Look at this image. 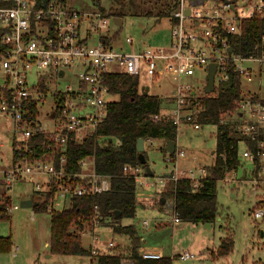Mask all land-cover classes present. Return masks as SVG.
<instances>
[{
	"label": "built area",
	"instance_id": "2783aa9c",
	"mask_svg": "<svg viewBox=\"0 0 264 264\" xmlns=\"http://www.w3.org/2000/svg\"><path fill=\"white\" fill-rule=\"evenodd\" d=\"M256 17H264V0H175L167 48L123 51L105 45L100 39L105 35L101 30L107 28L108 20L98 9L77 10L68 6L67 0H0V117L10 122L8 125L15 131L11 137L12 164L3 173L5 190H12L16 182L30 180L33 189L28 198L39 203L50 194L48 211H51L54 209L49 205L56 198L70 206L75 197L110 189L108 178L95 172L92 160L78 161L81 171L70 175L65 171L64 156L70 140L80 141L91 135L104 119L107 92L103 77L108 72L140 76L144 71L149 83L157 88L166 79L170 116L158 114L154 119L170 120L177 132L184 125L199 129L202 124L198 115L202 108L198 102L193 103L196 88L182 79L203 69L207 76L208 65L215 63L214 86L227 81L230 66L242 79L251 80L253 71L244 63L260 67L264 52L260 56L229 52L228 35L240 30L242 20ZM91 29L97 32L93 44ZM125 43L132 45V40L127 37ZM110 66L117 70H108ZM68 70L72 83L59 88L58 79L64 78ZM47 93L50 103L46 101ZM218 123L228 129L229 135L237 137L238 160V165L226 170L219 181L231 188L248 186L255 198L250 215L263 220L264 104L244 95L234 102L232 109L221 113ZM38 134L44 135L40 154L35 144ZM147 142L151 144L152 140ZM241 142L245 148L239 151ZM186 154L175 150L172 156H167L166 161L173 164L167 178L148 176L141 165H125L123 170L133 176L136 194L142 189L163 186L166 180L174 184L188 179L198 186L208 174L207 167L180 169L178 161ZM222 158L225 160V154ZM241 159L251 167L241 166ZM89 164L91 170L86 168ZM19 207L11 203L6 213L11 214ZM98 219L95 206L90 225L75 229L78 236L90 234L91 240H95L94 229L101 225ZM173 221L179 223L176 215ZM142 225L147 227L148 222L144 220ZM113 245L108 243L110 248ZM90 251L91 256L95 255L96 250ZM139 251L143 258L163 256L153 247L142 246ZM177 257L182 261L196 258L190 252ZM123 264L133 263L125 259Z\"/></svg>",
	"mask_w": 264,
	"mask_h": 264
},
{
	"label": "trees",
	"instance_id": "16d2710c",
	"mask_svg": "<svg viewBox=\"0 0 264 264\" xmlns=\"http://www.w3.org/2000/svg\"><path fill=\"white\" fill-rule=\"evenodd\" d=\"M95 3L99 4V0H95ZM98 10L103 16L108 17L104 10L101 8ZM110 15L122 18L123 13L120 9H115ZM148 15L152 14L148 13ZM158 15L160 16L158 21L165 18L170 27L174 24L169 11H160ZM118 37L117 30L112 35H102L100 39L105 45L111 46ZM263 38L264 17H256L242 20L240 30L228 35V42L235 54L260 56L264 52ZM228 73L227 81L217 83L210 93H206L204 89L196 92L195 100L193 99V103L198 102L202 108L198 121L202 125H216L217 139L213 162L207 165L208 174L199 185L195 186L188 179H180L170 189L173 212L180 223L213 224L219 211L217 183L226 170L238 165L237 137L229 135L228 129L220 125L218 121L222 112L232 109L234 102L246 94H243L241 90V76L231 66ZM103 78L106 96L109 97L106 98V115L91 135L85 136L80 141L70 140L64 156L65 171L70 175L81 171L78 161L90 158L95 172L108 178L110 189L100 194L75 197L68 208L49 211V252L53 255L91 256L90 249L82 246L81 238L75 229L90 225L94 207L97 206L99 223L103 224L108 219L112 222L113 233L128 237L131 245L130 258L135 264H174L177 256L143 258L139 251L143 245L142 235L133 225L120 226L113 223L123 217H134L139 204L134 178L123 170L125 165H141L136 150L137 140L139 138L144 142L147 139L162 140L164 143L176 141V127L170 120L154 119V116L160 114L161 100L158 95L150 93L145 95L140 90L139 76L108 72ZM251 96L264 104V100L258 95ZM59 97L60 94L56 93V98ZM43 138V134H38L35 139L38 154L42 153ZM162 152L165 155L174 154V152L167 153L163 148ZM143 153L147 159L145 151ZM223 154H225V160L222 158ZM50 199V194L45 195L44 199L32 209L36 213L47 211ZM10 204V196L3 193L0 199V221L10 219V215L6 213V207ZM117 211L119 215L115 217ZM11 246L10 236H0V253L9 252ZM232 247L233 240L225 237L221 239L216 255L225 256ZM94 257L95 264H122V258L118 252L99 253Z\"/></svg>",
	"mask_w": 264,
	"mask_h": 264
},
{
	"label": "rangeland",
	"instance_id": "374dc122",
	"mask_svg": "<svg viewBox=\"0 0 264 264\" xmlns=\"http://www.w3.org/2000/svg\"><path fill=\"white\" fill-rule=\"evenodd\" d=\"M175 0H99V4L95 0H67V5L77 10L102 9L108 15L107 28L102 29L101 33L113 34L119 31L118 39L112 43L115 48L123 51L142 50L145 48H167L170 41V26L167 19L160 21L158 15L160 11H169V16L174 7ZM120 9L123 13L122 24L120 27L113 22V16L110 15L112 10ZM141 13V14H140ZM151 13L152 15H148ZM90 43L96 40L97 32L90 30ZM129 37L132 45H127L125 39ZM253 71L252 79L247 81L242 79V93H256L260 99L264 100V62L259 67L254 63H244ZM108 70L116 71L115 66L108 67ZM72 73L66 71V76L58 79L59 88H63L65 84L71 82ZM75 81V80H74ZM76 82V81H75ZM183 83L196 88L198 92L204 89L206 84V73L203 70H197L194 75L182 79ZM139 84L141 86H150L151 94L158 95L161 100V111L163 116H170V99L169 92L166 91L168 81L162 79L159 82V88L151 85L147 79L146 73L142 71L139 76ZM106 98H109L106 96ZM116 99V97H114ZM48 103L51 102L50 95L47 93ZM169 103V105H167ZM5 118L0 117V169L10 168L12 164V146L10 144L12 134L15 133L13 127L9 126ZM205 135L208 136L205 139ZM217 127L214 124L201 125L199 129H193L192 126H181L177 133L176 147L184 149L187 152L186 158L188 163L180 164V169L194 168L198 165H209L213 162V152L216 148ZM162 143L155 140L150 146L145 144V153L147 156V165L155 175H160L164 170H171L173 164L164 160V153L160 151ZM245 144L239 143V151L244 150ZM193 160V161H192ZM86 162H91L90 158ZM190 162V165H188ZM240 165L250 168V164L244 160H240ZM205 166V167H206ZM92 169L89 164L86 167ZM239 169L238 171H240ZM240 173V172H239ZM248 186L238 185L231 188L221 181L217 183V201L219 209L224 216L230 218L231 229L234 232V248L232 253L227 257H212L206 252L202 246L205 240L214 241L218 244L219 237L223 236L226 218L221 222L215 220L212 229L204 228V225L193 224L190 222L180 226L179 223H173V215L171 210L155 212L151 209L136 208V214L132 218L123 217L114 225L127 226L133 225L140 235L143 236V245L148 246L150 242L157 243L164 256L170 255V251L176 254L188 251L196 256L197 259L182 261L177 257L178 264H241V257L244 256V262L251 263L253 258H262L264 260V219L253 223L250 217L252 207V197L248 193ZM33 185L30 180L25 182H16L12 190L8 193L11 196L12 204H19L23 198L30 197ZM170 200V199H169ZM55 211L68 208V202H63L56 198L52 205ZM29 208H20L11 212L12 217L7 221H0V235L11 236L12 243L21 246L22 255L33 257L34 262L31 264H95L94 257L91 256H64L50 254L47 247L49 241V211L35 213L34 219L31 220ZM158 216L159 219H156ZM147 220L148 226L142 225V221ZM229 222V220H228ZM174 224V226H173ZM173 226V227H172ZM222 227V228H221ZM247 228V234L243 230ZM252 228L253 232L249 230ZM175 230L174 233L172 230ZM74 230V229H73ZM95 240H91L90 234L81 237L82 246L85 249L93 248L98 254H113L119 252L123 261L130 258V241H122V235L113 233L112 222L108 219L103 224L96 226L94 229ZM125 240V239H124ZM92 242V244H91ZM113 242V247H109L108 243ZM211 243H209L210 245ZM9 253V252H7ZM0 254V264H5ZM49 256V257H48ZM95 256V255H94ZM94 259V260H92ZM82 261V263H80ZM122 261V264H123ZM26 262V260L24 261ZM133 264H135L132 261ZM28 264V263H25Z\"/></svg>",
	"mask_w": 264,
	"mask_h": 264
},
{
	"label": "crops",
	"instance_id": "0c3cea01",
	"mask_svg": "<svg viewBox=\"0 0 264 264\" xmlns=\"http://www.w3.org/2000/svg\"><path fill=\"white\" fill-rule=\"evenodd\" d=\"M123 21V20H122ZM167 89H169V84L167 85V87H166V91H167ZM149 92H150V88H149ZM149 92H148V94H149ZM151 94V93H150ZM154 94H156V93H154ZM252 94H256V93H249L248 95H252ZM256 95H258V94H256ZM259 96V95H258ZM164 103H166V102H164ZM167 104V103H166ZM167 105H169V103L167 104ZM160 111H161V106H160ZM161 114V113H160ZM178 133V132H177ZM208 138V136L207 135H205V139H207ZM176 140H177V136H176ZM155 140H152V143L150 144V143H148L147 141L146 142H144L143 143V145H144V148H145V144H148V145H152L153 144V142H154ZM160 143H162L161 144V146L162 147H160L159 149H160V151H162V148L163 149H165V147H166V143H164L162 140H158ZM10 144H11V141H10ZM174 150H183L184 152H186V150H184V149H180V148H177L176 147V141H175V149ZM145 151V150H144ZM187 153V152H186ZM167 156L168 155H165L164 154V160L166 161V158H167ZM187 156V155H186ZM186 156L184 157V158H180L179 159V161H178V165H180V164H184V163H188V161H190L188 158H186ZM193 161V160H192ZM167 162V161H166ZM168 163V162H167ZM185 165V164H184ZM188 165H190V162H189V164ZM198 166H204V165H198ZM206 166V165H205ZM207 167V166H206ZM6 168H2V169H0V199H1V195L3 194V193H5L6 195H8V196H10L9 195V191H6L5 190V180H4V175H3V173H4V170H5ZM151 170V169H150ZM152 171V170H151ZM169 171H170V169L169 170H164L160 175H162V176H164V177H169V175H167V173H169ZM152 173H153V171H152ZM160 175H155L154 173H153V176H160ZM172 186H173V184L169 181V180H166V184L165 185H163V186H160V185H158L156 188H154V189H150V188H147V189H142V190H140V191H138L137 192V198H138V200H139V207L140 208H142V209H151V210H155V212L157 213V212H160V211H162V210H164V211H166V212H168V211H170L171 210V213H172V215H173V217H174V212H173V201H172V198L170 197V194H169V192H170V189L172 188ZM248 193H249V195L252 197V202L254 201V197H253V195H252V192H251V190L248 188ZM10 198H11V196H10ZM28 198V197H27ZM27 198H24V199H27ZM23 199V198H22ZM21 199V200H22ZM170 199V200H169ZM20 200V201H21ZM138 205H137V207H138ZM21 208V207H20ZM33 208V207H32ZM32 208H29L30 210H31V213H30V215H29V217L31 216V215H33V219H32V221L33 220H35L34 219V210L32 209ZM19 209V208H18ZM18 209H16V210H14V211H17ZM14 211H12V212H14ZM36 213V212H35ZM250 214V213H249ZM10 215V217H12V214H9ZM250 217L252 218V222L254 223H257L259 220H255L251 215H250ZM224 218H226V226L224 227V235L223 236H220L219 237V241H218V244H215V242L214 241H209V240H205L204 242H202V246L205 248L204 250L206 251V252H208L209 254H211L212 255V257H215V258H219V257H221V256H218V255H216V250H217V248L219 247V245H220V242H221V239H223V238H225V237H230L232 240H233V247H232V250L227 254V255H225L224 257H227L230 253H232V251H233V248H234V239H233V236H234V232H233V230L231 229V223H230V218L228 217V216H224L223 215V213L220 211V209H219V211H218V213H217V218H216V220L217 221H219V222H221L222 220H224ZM156 219H159L160 220V218H158V216H156ZM228 220H229V222H228ZM144 221V220H143ZM145 221H147V220H145ZM172 221H173V219H172ZM173 223H175L174 221H173ZM230 223V224H229ZM183 224L184 223H180V226H183ZM129 225V224H128ZM201 225H204V228H206V229H212V226H213V224H209V225H206V224H201ZM173 226H174V224H173ZM172 226V227H173ZM222 228V227H221ZM172 230V229H171ZM243 230L245 231V233L247 234V228H243ZM249 230L251 231V233L253 232V230H252V228H249ZM174 231L175 230H172V232L174 233ZM0 236H2V235H0ZM5 236H10V234L9 235H5ZM11 237V236H10ZM122 241H125V242H127V240L129 241V239H128V237L127 236H125V235H122ZM125 239V240H124ZM141 241H142V244H143V236H142V238H141ZM209 243H211L210 245H209ZM148 245V247H153V248H157V249H159L161 252H162V250L160 249V247H158L157 245V243H155V242H150L149 244H147ZM47 247H48V243H47ZM49 249V248H48ZM185 252H188V251H185ZM185 252H182V253H185ZM119 253V252H118ZM182 253H178V254H176L175 252H173L172 253V250L170 251V255H168V257H174V256H178L179 254H182ZM1 254V253H0ZM96 254H98V252L96 251V253H95V255ZM120 254V253H119ZM25 255V254H24ZM24 255H22V251H21V246L20 245H18L17 243H12V246H11V250L9 251V253H7V254H5V256L6 257H3V260L5 261V264H25V263H28V264H31L32 262H34L35 260H33V257H27V256H24ZM162 255H163V252H162ZM164 256V255H163ZM49 257V256H48ZM94 257V255H92L91 256V258H93ZM94 259H95V257H94ZM94 259H92V260H94ZM194 259H197V258H194ZM26 260V262H24ZM176 262H177V260H176ZM80 263H82V261H80ZM240 263L241 264H247V262L245 263L244 262V256H242L241 257V261H240ZM178 264V263H177ZM250 264H264V260L262 259V258H260V257H258L257 259L256 258H253L252 260H251V263Z\"/></svg>",
	"mask_w": 264,
	"mask_h": 264
},
{
	"label": "water",
	"instance_id": "95a60500",
	"mask_svg": "<svg viewBox=\"0 0 264 264\" xmlns=\"http://www.w3.org/2000/svg\"><path fill=\"white\" fill-rule=\"evenodd\" d=\"M225 2H228L229 0H222ZM186 13H188V11H186ZM113 22L115 23V25H117L118 27L121 26L122 24V18H117V17H113ZM229 52H233L232 48L228 49ZM216 71V64L215 63H211L208 65L207 68V76H206V84L204 87V91L206 93H210L213 91L214 89V74ZM140 90L147 95L149 92V87L148 86H141ZM144 141L143 139L139 138L137 140V144H136V150L138 152V159L140 164L142 165V167L144 168L146 174L148 176H152L153 173L150 170V168L147 166V159L145 157L144 152V145H143ZM175 149V141H167L166 143V147H165V151L167 153H173ZM167 175H169V173H167ZM38 202L34 201L32 198H27V199H22L19 202V206L21 208H32L34 206H37ZM119 215V212L117 211L115 213V217H117ZM206 225H209L208 223H206ZM174 264H177V262L175 261Z\"/></svg>",
	"mask_w": 264,
	"mask_h": 264
}]
</instances>
